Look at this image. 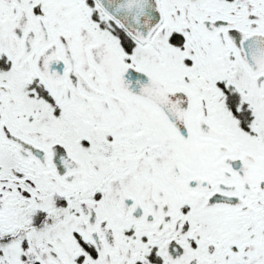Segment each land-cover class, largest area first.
I'll list each match as a JSON object with an SVG mask.
<instances>
[{
	"label": "snow or ice",
	"instance_id": "6c2138e0",
	"mask_svg": "<svg viewBox=\"0 0 264 264\" xmlns=\"http://www.w3.org/2000/svg\"><path fill=\"white\" fill-rule=\"evenodd\" d=\"M0 264H264V0H0Z\"/></svg>",
	"mask_w": 264,
	"mask_h": 264
}]
</instances>
